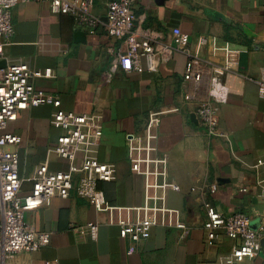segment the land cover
<instances>
[{
  "label": "crops",
  "instance_id": "obj_1",
  "mask_svg": "<svg viewBox=\"0 0 264 264\" xmlns=\"http://www.w3.org/2000/svg\"><path fill=\"white\" fill-rule=\"evenodd\" d=\"M108 0H95L90 12L100 24L94 32L77 28L70 15L52 13L45 2L31 1L11 13L12 43L4 49L2 67L22 64L36 75L34 90L57 96L60 108L76 114L101 115L100 162L113 164L116 178L99 183L112 206L142 204V180L130 172L125 136L141 130L151 109L166 110L157 131L158 154L166 155L169 181L177 191L166 194L167 206L176 210L188 232L156 227L146 241L133 244L119 236L118 228L105 224L83 199L71 195L47 200L26 212L25 221L34 232L50 234L48 246L32 254H20L10 264H225L239 240L217 230L213 243L207 241L203 203L211 202L224 216L243 213L253 230L264 240V198L256 185L264 181V100L256 81L264 67V0H135L134 27L167 34L179 29L189 37L188 48L198 51L203 64L202 81L183 82L187 57L174 53L155 73L145 70L116 73L107 83L102 76L110 67L111 50L120 44L104 31ZM207 45L200 47L198 39ZM228 44L238 50L234 65L218 84L208 76L207 63L221 65L224 56L212 51ZM50 70L52 77L38 74ZM191 95L185 102L183 93ZM214 92L226 97L219 105L222 138H209L199 126L194 111ZM51 106L22 110L7 126L21 143L9 150L19 156V174L25 181L20 195L32 191L38 167L48 162L49 172H66L67 161L48 155L63 131L51 124ZM193 117V119H192ZM78 164V162H77ZM264 184V183H263ZM214 186V192L211 187ZM96 225L91 238L89 225ZM238 264H264V245L255 258Z\"/></svg>",
  "mask_w": 264,
  "mask_h": 264
},
{
  "label": "built area",
  "instance_id": "obj_2",
  "mask_svg": "<svg viewBox=\"0 0 264 264\" xmlns=\"http://www.w3.org/2000/svg\"><path fill=\"white\" fill-rule=\"evenodd\" d=\"M36 1L48 4L52 13L70 15L77 28L94 32L100 21L90 12L95 0H0V61L4 49L12 43L14 31L11 23L12 10L19 4ZM105 34L118 40L119 46L110 51L112 60L109 69L102 76L109 82L118 73L141 71L140 62L144 60L145 70L155 73L161 64L171 60L174 53L180 52L187 57L183 72V82L197 85L204 75L200 70L204 65L198 51L188 48L189 37L179 29H172L167 34L141 27H134L135 0H108L106 7ZM199 48L207 45V39H198ZM214 53L224 56L221 65L207 63L210 81L216 85L232 70V56L238 50L228 44H212ZM32 74L22 64H10L0 68V264H10L20 254H32L50 243V234L34 232L25 221V213L40 208L47 200L58 197L67 199L71 195L86 200L97 213L104 214L105 224L118 228L122 240L137 244L146 241L153 228L161 227L188 232V226L180 218L179 212L167 206L168 191H177L175 183L169 181L167 174V156L158 154L157 131L166 110L151 109L144 118L141 130L125 136L126 160L130 172L141 178L143 201L138 207H118L110 205L99 183L112 182L116 178L113 164L100 162L98 151L101 142V115L76 114L63 111L57 96L34 90L30 79ZM50 78V70L38 74ZM258 95L264 100V67L256 81ZM185 102H190L189 93H183ZM226 97H218L212 92L195 109V118L209 138H222L219 131V105ZM39 106H51L52 125L63 133L58 137L56 146L48 155L65 160L69 164L66 172H49L48 162L38 167L37 176L32 180V191L22 197L20 190L27 179L19 174V156L9 150L21 143L19 137L8 133L7 126L17 119L22 110ZM78 162V164H77ZM264 165L263 160L253 166L258 171ZM264 181L259 178L256 185L264 198ZM214 186L211 192H214ZM206 215L204 225L207 241L213 243L217 230L233 240H239L225 264H238L245 259H252L261 250V234L250 226L249 218L243 213L222 215L215 206L203 203ZM97 226L89 225L92 239L96 237Z\"/></svg>",
  "mask_w": 264,
  "mask_h": 264
},
{
  "label": "water",
  "instance_id": "obj_3",
  "mask_svg": "<svg viewBox=\"0 0 264 264\" xmlns=\"http://www.w3.org/2000/svg\"><path fill=\"white\" fill-rule=\"evenodd\" d=\"M2 66H3L2 63L0 62V68H1ZM192 119H193V117H192ZM261 245H264V240L261 242Z\"/></svg>",
  "mask_w": 264,
  "mask_h": 264
}]
</instances>
